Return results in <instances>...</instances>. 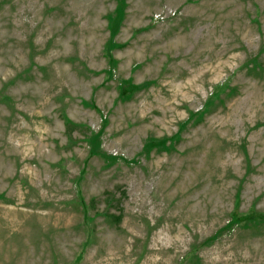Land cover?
<instances>
[{
    "label": "rangeland",
    "instance_id": "obj_1",
    "mask_svg": "<svg viewBox=\"0 0 264 264\" xmlns=\"http://www.w3.org/2000/svg\"><path fill=\"white\" fill-rule=\"evenodd\" d=\"M0 264H264V0H0Z\"/></svg>",
    "mask_w": 264,
    "mask_h": 264
}]
</instances>
